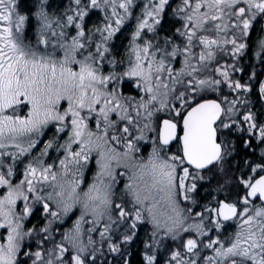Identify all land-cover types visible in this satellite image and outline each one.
Wrapping results in <instances>:
<instances>
[{
	"label": "snow or ice",
	"instance_id": "snow-or-ice-1",
	"mask_svg": "<svg viewBox=\"0 0 264 264\" xmlns=\"http://www.w3.org/2000/svg\"><path fill=\"white\" fill-rule=\"evenodd\" d=\"M0 264H264V0H0Z\"/></svg>",
	"mask_w": 264,
	"mask_h": 264
}]
</instances>
